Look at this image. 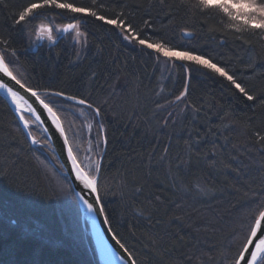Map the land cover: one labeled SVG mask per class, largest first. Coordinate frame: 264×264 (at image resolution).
Here are the masks:
<instances>
[{
    "label": "trees",
    "instance_id": "obj_1",
    "mask_svg": "<svg viewBox=\"0 0 264 264\" xmlns=\"http://www.w3.org/2000/svg\"><path fill=\"white\" fill-rule=\"evenodd\" d=\"M39 2L0 3V40L15 50L12 66L33 90L86 99L93 117L100 107L91 135L100 152L101 202L117 239L136 264H233L264 210V145L256 135H264V35L237 33L222 13L181 0H66L94 10L102 4L106 18L123 11L149 43L205 55L247 87L256 97L249 101L190 62L167 75L152 50L124 43L119 30L83 14L81 59L64 37L29 49L26 33L42 15L21 25L16 14ZM45 11L72 22L71 13ZM184 91L188 111L165 122L161 107ZM17 123L0 96V264H101L52 146L43 137V165Z\"/></svg>",
    "mask_w": 264,
    "mask_h": 264
},
{
    "label": "snow or ice",
    "instance_id": "obj_2",
    "mask_svg": "<svg viewBox=\"0 0 264 264\" xmlns=\"http://www.w3.org/2000/svg\"><path fill=\"white\" fill-rule=\"evenodd\" d=\"M159 2L162 4L164 0H159ZM181 2L188 5L190 8L200 11L216 10L222 13L228 21L226 26L235 29L237 33L264 35V0H195V3H193L192 0H181ZM0 3H4V0H0ZM93 4H96V0H93ZM102 8V4L98 5L96 10H94L91 7L77 6L74 2H66V0H40L39 3H31L19 11L16 14L15 22L21 25L31 22V20L36 18V14L43 9H55L61 10V13H71L73 14L71 17L72 22L65 24L59 31L64 33L74 32L76 37L84 35V46L86 47L87 36L80 31L82 14L93 17L119 30L124 40L129 42L134 41L142 49L147 48L153 50L158 61L162 57L171 66H175V63L179 61L181 62V67L184 66L185 62H190L199 68L207 69L209 72L225 78L230 82L231 86H234V88L238 90L239 93H242L249 101L256 98L253 94H250L246 86H242V82L237 81L235 75H230L225 67L218 66V63H214L212 59L206 58L203 54H197L194 50H181L175 46H170L163 41L149 43L147 39L142 38L141 30L125 19V13L123 11L114 14L112 18H106L105 15L99 14V9ZM35 31H37L40 36H47L49 40L53 39L54 28L51 24L40 23ZM0 44L4 45V51L0 52V73L3 74V76L0 77V89L4 90L6 95L11 98L25 128L30 126L29 120L25 118V108H27L28 113L33 115L36 114V109L25 100L24 96H22L19 91L14 90L9 82H5L3 77L10 78V81H14L16 85H19L20 89H24L26 92L31 93V96L35 97L36 101L46 110L52 123L63 136V143L67 147V159L71 161L70 172H74L75 174L74 179L83 186L82 191L88 190L89 193L94 194L91 202L83 195L80 196V199L90 212H104V207L100 204L101 195L99 190L101 164L99 161H96L94 165L88 167L87 170L82 166L77 158V154L74 152L72 143L69 142V137L65 133V128L61 123L60 117L53 107L57 102L63 105L64 101H74L76 104L86 105L88 108H92V104L86 99L68 95L59 90H48L46 96L49 97V99L47 101L42 99L38 92L33 90L28 82L23 80L22 76L18 77V74L14 71V67L12 66L13 61L8 59V56L14 57L16 55L15 50L12 49L11 52L8 51V41L6 40H0ZM77 56H79V53H77ZM184 95H186V92L182 94V96ZM182 96L176 99L180 100ZM94 111L97 116L101 113L100 107H96ZM36 119L40 120V116L36 115ZM100 129H103L102 124H100ZM256 135L259 138V142L264 145V135L260 133ZM35 142L36 141L33 140V143ZM103 143H107L106 138H104ZM96 205H100L99 208H97ZM107 222L108 218L105 216L104 223ZM258 233L260 234L259 237ZM254 241L256 242L254 243ZM116 242L119 244L120 248L128 254L127 257L123 255L119 257L122 264H136V259L132 257V253L125 244L121 243L120 240ZM111 255L115 257V253L112 252ZM262 259H264V210L259 211L258 215L253 217V222L249 226L248 233L241 243L236 256L232 258V261L233 264H259Z\"/></svg>",
    "mask_w": 264,
    "mask_h": 264
},
{
    "label": "rangeland",
    "instance_id": "obj_3",
    "mask_svg": "<svg viewBox=\"0 0 264 264\" xmlns=\"http://www.w3.org/2000/svg\"><path fill=\"white\" fill-rule=\"evenodd\" d=\"M43 10L44 11L40 10L38 12L40 15H42V21L34 23L32 25L33 29H29L26 33V43L28 44L29 49H34V48H36L42 44L52 45L59 38L64 37L65 39L69 40L71 42V44L76 46L77 53H79L78 58L81 59L82 57H84L85 50H86L85 46H84V35H82L80 37H76L74 32L64 33V32L59 31V29L62 28L67 23H61L60 20L57 18V16H55L53 14H47L45 9H43ZM36 15H38V14H36ZM40 23L51 24L53 26L54 32H53V39L52 40H49L47 38V36H40V34L37 31H35V29L38 27V25ZM80 31L82 33H84L82 31V29H80ZM121 38H122V36H121ZM122 40L124 43H127L131 46H134V45L139 46L134 41L129 42V41L124 40L123 38H122ZM86 44H87V42H86ZM0 52H2L1 48H0ZM155 56H156V54H155ZM8 59H9V57H8ZM157 62L160 64L162 71L167 73V75H169V76L174 73L177 66L180 65V63H181V62L177 61L175 63V66H171L162 57L160 58L159 61L157 60ZM186 63L187 62L184 63V66H186ZM14 71H16V68H14ZM16 73H17V71H16ZM17 74H19V73H17ZM20 76H21V74H20ZM185 92L186 91H184L183 93H185ZM182 94L180 96H182ZM41 96L45 100L49 99V97L46 96V92H41ZM185 97H186V95L182 96V99H180V100H177L175 98L169 104L163 105L161 107L162 111L165 110V119H164L165 122H167L170 117L174 116V118H176V117H178V116H180V115H182L188 111V105L185 103ZM56 106H58L63 111V120H61V121H62V124L65 128V132L67 135H69L68 137L70 139L72 138L71 141H72V143H74V145H75L74 147L79 151V154H80V157H77V158L80 159V160L79 159L78 160L81 162L82 166H84L85 169L87 170V168L90 166H93L96 161H100V152H97V150L95 149L93 139H92V135H91V133L93 131V126H94V117L96 116L95 118L99 122V119H98L99 116H97L95 111H94L95 116L93 117L91 112H88L85 108H83L86 105H78L74 101H64L63 105L60 102H57ZM25 118L29 120L30 126L27 128L29 135H27L25 132L24 133L28 137L31 145L36 150H38L39 153L41 154L40 155L41 157L39 156V158L42 159V164H43V162L45 161V159L47 157L46 156V154H47L46 149H44V148L48 149V145H46L43 142V137L46 138V136L42 130V127L40 126V124L34 118V116L32 114L25 112ZM17 125L19 127L21 126L19 121H18ZM66 128H67L68 132L66 131ZM33 140H35L36 142L33 143ZM83 140L86 142L84 143ZM69 142H70V140H69ZM77 142L78 143L80 142V143L78 144ZM84 146H85V148H83ZM82 148H83V150H82ZM42 164H41V166H42ZM44 164H45V162H44ZM42 167H44V166H42ZM44 172H45V170H44ZM69 195L70 194L67 195V193H64L62 195V197H67V198H65V201L68 204L72 203L71 198H70L71 196H69ZM78 204H79V202H78ZM70 206H71V204H70ZM79 206H80L79 207L80 208L79 213H81V218H79V219L81 222L80 225H82V231H85V233H87V236H89V238L92 241L95 253L98 254V250H97L95 241L93 239V234H92L91 226H90L89 221H88V217H87L84 209H82L80 204H79ZM71 208H72V206H71ZM98 258H99V256H98ZM99 260H100V258H99ZM100 262L102 264L101 260H100Z\"/></svg>",
    "mask_w": 264,
    "mask_h": 264
},
{
    "label": "water",
    "instance_id": "obj_4",
    "mask_svg": "<svg viewBox=\"0 0 264 264\" xmlns=\"http://www.w3.org/2000/svg\"><path fill=\"white\" fill-rule=\"evenodd\" d=\"M2 76H3V74L0 73V77H2ZM3 79L5 80V82H9L10 86H12L14 88V90L19 91L20 94L22 96H24L25 100H27L28 103L36 109V114L35 115L32 114L34 116V118L36 119V115L40 116V120H37V119L36 120L38 121V123L42 127V130H43L48 142L52 146V150L55 153L57 159L59 160L61 166H63L62 168L65 172V175L68 177V179L71 183V186L73 188V192H74L76 199L78 200L79 204L81 205L82 209H84V211L88 217V221H89V224L91 226V230H92V234H93V239H94V227L96 226V228L99 229V232L102 235V237L105 239V241L107 242L109 247L112 249V251L118 257H120L121 255L127 257L128 254L125 253L123 251V249L120 248L119 244H117L116 241L118 239L115 236V234L113 233V231L109 225V222L104 223V217L106 216L105 211L102 213L90 212L88 210L87 206L80 199V196L83 195V196H85L86 199H88L91 202L94 194L89 193L88 190L82 191L83 186L80 185L79 182L74 179L75 174H74V172H70L71 161L67 159V147L63 143V136L60 134L59 130L52 123V120L48 116V113L46 112V110H44L42 108V106L39 104V102L36 101L35 97L31 96V93L26 92L24 89H20L19 85H16L14 81H10V78L3 77ZM37 92L41 96V92L40 91H37ZM0 96L12 108V110L14 111V114H15L17 120L19 121L22 129L24 130V132L27 135H29L28 129L24 127L23 121L20 120L19 113L17 112L15 105L12 103L11 98L8 97L6 95V93L4 92V90H2V89H0ZM41 98L43 99L42 96H41ZM61 123H62V121H61ZM100 204H102L101 201H100ZM99 206L100 205H96L97 208H99ZM259 235L260 234L258 233V237H259ZM94 241H95V239H94ZM255 242L256 241H254V243ZM96 247H97V245H96ZM97 250H98V248H97ZM98 256H99L100 260L102 261V259L100 257L99 250H98ZM102 264H105V262L102 261Z\"/></svg>",
    "mask_w": 264,
    "mask_h": 264
},
{
    "label": "bare ground",
    "instance_id": "obj_5",
    "mask_svg": "<svg viewBox=\"0 0 264 264\" xmlns=\"http://www.w3.org/2000/svg\"><path fill=\"white\" fill-rule=\"evenodd\" d=\"M25 112H27V108H25ZM94 239L95 243L97 245V248L100 253V257L102 261L105 262V264H122V261L119 259V257L115 254V257H112V249L109 247L105 239L102 237V235L99 232V229L94 227ZM114 253V252H113Z\"/></svg>",
    "mask_w": 264,
    "mask_h": 264
}]
</instances>
